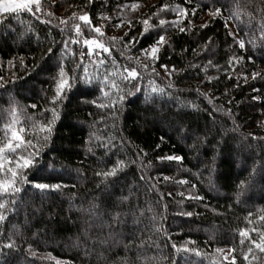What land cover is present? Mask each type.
<instances>
[{
  "label": "trees",
  "instance_id": "obj_1",
  "mask_svg": "<svg viewBox=\"0 0 264 264\" xmlns=\"http://www.w3.org/2000/svg\"><path fill=\"white\" fill-rule=\"evenodd\" d=\"M133 3L144 10L127 36L79 20L87 13L102 28V17ZM42 5L0 14V147L16 117L23 140L39 148L25 182L17 178L22 191L0 192V264H264L255 247L264 233V0ZM220 5V16L209 15ZM158 35L167 38L158 59L140 60ZM86 39L109 51L93 45L89 55ZM61 68L68 84L53 104ZM31 151L6 148L0 181ZM117 165L116 176L102 174Z\"/></svg>",
  "mask_w": 264,
  "mask_h": 264
},
{
  "label": "snow or ice",
  "instance_id": "obj_2",
  "mask_svg": "<svg viewBox=\"0 0 264 264\" xmlns=\"http://www.w3.org/2000/svg\"><path fill=\"white\" fill-rule=\"evenodd\" d=\"M92 2H93V0H89V3H92ZM187 2L191 3L192 0H187ZM212 2L214 4H218V0H212ZM33 4L35 5L34 9L32 8ZM126 7H127V5H126ZM130 7L133 10H135L138 7V5L133 3ZM25 10H27L29 12H43L42 0H0V12L16 13L18 11L22 12ZM196 10H197L196 8L190 9V11L192 12L193 15H195ZM187 11H189V10L188 9H178V14L179 15H185V13ZM222 11H223V6L220 5V6L215 7L213 10H211L209 12V15L220 16L222 14ZM75 15L76 14H73V19L75 18ZM102 19L110 20L111 18L110 17H102ZM79 20L82 21L85 26H89L90 29L92 31H94L95 33L103 35L102 28L92 24L89 14L84 13V14L79 15ZM148 22L149 21L147 19H145L143 21V23L145 25H147ZM61 23L66 24L67 22L64 20H61ZM166 23H168V22L164 19H160V21H159V24L161 27H163ZM171 23L173 26L178 27V30L180 32L185 31L184 27L179 26L178 21H172ZM2 25H4V21L0 20V26H2ZM121 26H122L121 24L116 25V27H121ZM206 26H207L206 24H202V27H206ZM74 27H75L76 35L78 37L82 31L81 26L76 24V25H74ZM61 31L63 32L64 30L61 29ZM127 35H128V33H125V36H127ZM141 35H144V33H141ZM71 42L77 43L78 40L72 39ZM166 42H167V38L165 35H158V38L148 48H143L140 50L142 56L149 57L152 60H157L159 57V52H160L161 46H163ZM65 43H67V42H65ZM84 43L89 46V55L92 54V51H93L92 46L93 45H95L96 48L103 50L104 52L109 51V49L107 47H105L102 43H98L94 40L86 39L84 41ZM239 44H240V47H242V48L245 47V44L243 41H240ZM126 46H128L130 49L131 47L134 46V44L132 43V41H128ZM49 51L51 52L52 49H49ZM102 62L103 61H101V63ZM209 63H211V61H209ZM145 66H147V65H145ZM161 67H163L166 71H168L167 65H161ZM173 70H175V69L173 68ZM124 71L127 72V77H130L133 80L136 79L137 74H138L136 69L125 68ZM257 75H259V74H253V79H255ZM60 76H61V80L56 86L55 95L51 101L53 104H56L62 98L65 86L68 84V81L63 78L64 77L63 68H61V70H60ZM0 81H2V78H0ZM4 86L5 85L2 82H0V88H3ZM101 91H104V89H101ZM153 91H155V89ZM161 91H163V90L161 89ZM122 99H123V97H121V100ZM54 111H55V109H53V112ZM56 118L58 119V116ZM51 123L52 122L50 121L48 123V127L44 129L49 134L51 132ZM45 139H47V136L45 137ZM13 142H15V144H13ZM22 145H27L28 147H31L32 151L29 152V154L27 156H24L21 154L17 157L16 167L15 168L10 167L8 169V171L11 173V177H12L10 180L0 181V192H8L9 190H11V194L13 195V197L15 196V194H18L22 191L21 187L16 186L17 185V178L18 177L20 178L21 184H23L25 182L26 172H24L23 170H26V169L33 167V160H34L35 156L39 153V148L36 145H33L31 141H24L22 136L18 132L12 131L11 139H10L9 143L6 145V148L15 151V149L21 148ZM6 148L0 147V170H2L4 167L3 153L5 152ZM162 159L179 161V160H181V157H179V156H166V157H163ZM11 163H12V161H9V164H11ZM118 171H119V165L114 166L110 171H105L102 174L107 178L109 176H116L118 174ZM97 175H101V173H97ZM165 179H168V178L165 177ZM179 183L183 184V183H186V181L181 180V181H179ZM33 186L37 189H40V190L59 187V185H49L46 183H35ZM191 198L202 199L199 196L191 197ZM11 202L13 204L17 203V201L14 198L12 199ZM4 207H5L4 204H0V209H3ZM187 215L190 216L191 213H187ZM5 219H6L5 216L2 213H0V222L4 221ZM246 235H247V233L245 231L240 232L241 237H246ZM241 242L243 243V240ZM189 243H192V242L189 241ZM3 247L13 248V247H15V243L14 242L13 243H5L3 245ZM255 247L258 248L260 250V252L264 253V233H261V240L259 243L255 244ZM173 248H175L177 250V252L183 251V252L187 253V252L191 251V249L188 247L179 248V247H177L176 244H173ZM218 251H220V250H218ZM228 252H229V254H231L233 252V249L229 248ZM196 255H200V253L196 252ZM245 260H247V257H245ZM231 264H236L235 258H233V260L231 261Z\"/></svg>",
  "mask_w": 264,
  "mask_h": 264
},
{
  "label": "rangeland",
  "instance_id": "obj_3",
  "mask_svg": "<svg viewBox=\"0 0 264 264\" xmlns=\"http://www.w3.org/2000/svg\"><path fill=\"white\" fill-rule=\"evenodd\" d=\"M137 5L138 7L135 10H133L130 7L131 5H127V7L124 6L110 20L104 19L102 21V25H103L102 31L111 37L122 36L127 31L130 22L133 21V19L137 18V16L140 15L144 10V4L143 5L137 4ZM32 7H35V5L33 4ZM0 14H3V12H0ZM117 24H121L122 26L116 27ZM139 59L142 61L152 60L149 57L142 56V54L139 57ZM17 121L18 119L16 117H13L11 119L10 125H9L11 133L12 131H16L19 133L18 128H17ZM13 144H15V142H13Z\"/></svg>",
  "mask_w": 264,
  "mask_h": 264
}]
</instances>
